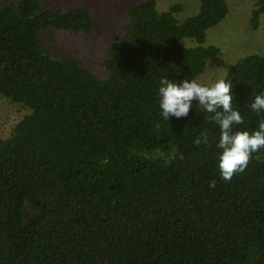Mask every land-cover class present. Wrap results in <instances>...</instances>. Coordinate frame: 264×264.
<instances>
[{
  "label": "trees",
  "instance_id": "obj_1",
  "mask_svg": "<svg viewBox=\"0 0 264 264\" xmlns=\"http://www.w3.org/2000/svg\"><path fill=\"white\" fill-rule=\"evenodd\" d=\"M182 7L132 6L101 79L41 43L48 27L89 34V9L0 5V94L31 110L0 138V264H264V148L225 181L213 114L193 101L187 117L162 116L161 78L200 76L219 52L207 31L230 11L200 0L181 22ZM263 16L255 0L253 29ZM224 79L244 118L233 130H258L264 110L250 105L264 91V56L239 59ZM27 199L43 206L31 222Z\"/></svg>",
  "mask_w": 264,
  "mask_h": 264
},
{
  "label": "rangeland",
  "instance_id": "obj_2",
  "mask_svg": "<svg viewBox=\"0 0 264 264\" xmlns=\"http://www.w3.org/2000/svg\"><path fill=\"white\" fill-rule=\"evenodd\" d=\"M9 1L0 0V5ZM146 0H41L44 8L68 11L83 7L93 13L94 28L89 34L48 27L41 33V43L53 56L74 58L80 64L101 79H106L109 72L105 60L113 43L121 40L128 10L135 4ZM161 12L167 11L174 4H181L182 9L176 17L183 22L199 10L200 0H156ZM230 11L226 18L207 31V45L219 48L212 57L205 71L196 78L201 84L214 83L218 78H225L229 68L239 59L249 54L264 56V16L260 26L253 29L251 16L255 0H227ZM186 44H196L184 39ZM192 41V42H190ZM194 108L200 111L199 102L194 100ZM31 110L11 101L0 94V138L9 137L17 123ZM43 206L34 199H27L24 206L25 218L31 222L41 216Z\"/></svg>",
  "mask_w": 264,
  "mask_h": 264
},
{
  "label": "clouds",
  "instance_id": "obj_3",
  "mask_svg": "<svg viewBox=\"0 0 264 264\" xmlns=\"http://www.w3.org/2000/svg\"><path fill=\"white\" fill-rule=\"evenodd\" d=\"M232 84L223 78H218L214 83L201 84L196 79H184L176 82L167 77L161 78L159 106L162 116L168 120L170 116L176 118L187 117L192 102H199V107L212 113L211 120L220 128V138L217 147L222 149L219 156V170L221 178L230 181L236 173H243L251 158L252 153L264 148V120L258 125V130H233L234 125L243 124L244 118L239 110L232 106ZM250 108L255 113L264 110V91L256 95ZM199 145L201 140L196 139ZM210 188L216 187V181L209 182Z\"/></svg>",
  "mask_w": 264,
  "mask_h": 264
}]
</instances>
